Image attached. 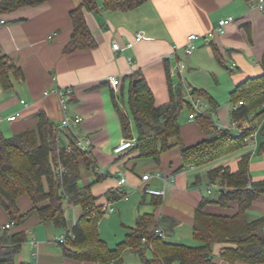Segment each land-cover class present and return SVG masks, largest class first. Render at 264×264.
<instances>
[{"label":"crops","instance_id":"obj_1","mask_svg":"<svg viewBox=\"0 0 264 264\" xmlns=\"http://www.w3.org/2000/svg\"><path fill=\"white\" fill-rule=\"evenodd\" d=\"M82 2L48 0L41 5L23 7L0 16V58L10 56L23 72V78L11 77L13 86L8 90L0 83V126L5 134L0 132L10 138L36 129L40 111H45L59 127L64 117L59 99L54 94L46 96L44 93L54 87H72L74 97L68 112L82 116L83 121L71 130L59 131V135L63 145H67L71 137L89 138L92 142V156L103 177L98 181L96 173L81 164L80 186L91 185L100 205L113 202L115 211L107 221L117 229L114 237H104L100 221L101 238L110 247H116L136 226L139 217L153 215L150 230L161 227L168 242L190 245L195 240L194 224L200 203L205 198L218 201L221 197L222 188L210 190L214 183L209 179L212 169L223 166L236 171L242 157L249 155L253 181L264 180L261 136L257 143L248 139L242 149L214 162L182 170L181 147L176 139L172 140L175 146L161 154L160 162L140 157L136 147L115 153L114 148L126 138L118 111L120 102L129 93L133 75L140 71L154 93L156 106H163L171 100L170 83L174 93L180 91L190 101V88L204 90L213 101L197 95L211 106L205 115L212 121V114L222 117L219 122L228 125L232 121L233 90L247 78L263 73L264 10L256 6V0H149L128 12L107 10L101 3L97 10L85 12L97 47L66 54L65 47L73 34L70 13ZM228 16L235 17L236 21L226 28L224 34L216 35L208 42L199 40L194 53L185 55L184 46L189 35L207 34ZM140 30L145 32V38L136 42L135 33ZM116 41L124 47L122 51H114L113 43ZM129 42H135L134 46L126 47ZM180 59L187 63V68L178 74ZM173 71L177 75H173ZM201 72L206 77L198 74ZM221 73L231 76L233 83L229 90L230 103L224 107L219 103L216 92L221 84L218 76ZM113 78L121 81L118 94L111 85ZM183 80L188 84L184 85L185 88ZM17 114L14 121L8 120ZM190 114L188 111L184 123H180L181 139L186 146L197 144L209 136L202 131L196 118L190 119ZM120 173L127 178L124 185L119 183ZM144 174L151 175L147 183L142 180ZM164 175L175 179L169 178L166 182L162 178ZM146 184L165 189L166 194L161 197L148 195L143 191ZM110 191L118 192L119 196L111 200ZM18 205L22 213L33 207L27 195L19 199ZM237 208L236 202L227 208L209 204L205 211L232 216L237 213ZM82 214L80 206H71L68 226L72 228ZM263 216L264 195L253 202L247 213L248 221ZM9 221L7 212L0 208V234ZM41 227L50 234H54L56 228L53 223H42L37 215L31 216L18 230H12L14 226L10 228L11 232L24 230L27 242L30 238L32 254L24 252L25 243L17 262H30L33 256L36 264H78L63 253L61 243L54 238L40 240L37 246L35 232ZM223 247L221 244L214 246L218 264H228L220 256Z\"/></svg>","mask_w":264,"mask_h":264},{"label":"trees","instance_id":"obj_2","mask_svg":"<svg viewBox=\"0 0 264 264\" xmlns=\"http://www.w3.org/2000/svg\"><path fill=\"white\" fill-rule=\"evenodd\" d=\"M47 1L0 0V16ZM148 1L83 0L70 13L73 34L65 47V53L97 47L96 38L86 20V11L97 10L102 3L107 10L128 12ZM262 68L261 75L247 78L231 93L233 105L243 102L237 110L232 109V119H249L251 113L264 106V57ZM11 77L23 78V72L13 58L3 56L0 58V83L5 90L13 86ZM171 85V100L158 107L145 76L140 71L133 75L128 101L138 134L135 147L140 157L154 158L160 162L161 154L173 148L175 144L172 140L176 139L177 145L181 147V169L185 170L209 164L245 146L251 131L232 134L228 129H219L205 114H199L196 119L202 131L209 135L208 138L186 146L181 139L179 119L185 109L193 113L195 108L180 91L174 93ZM193 94L213 102L204 90L194 89ZM214 107L217 105L214 104ZM118 111L125 137L133 138L130 115L121 109ZM38 117L36 129L20 132L10 138L0 132V208L7 212L10 221L15 222L14 226H22L31 216L37 215L42 223H53L58 229H66V240L61 243L63 253L78 264H124L126 252L138 255L142 264H218L213 251L217 244L224 245L220 256L228 264L264 262V216L254 221H248L247 218L253 202L264 195V180L253 181L249 155L242 157L236 171L220 166L209 172L210 181L219 179L223 188L218 201L205 198L199 205L194 224V238L199 242L198 245L168 242L155 232L157 227L150 230L153 215H143L125 239L112 248L99 232V223L105 215L103 205L98 204L91 185L80 186L81 164L93 170L98 181L103 177L92 152L81 150L76 144V137L70 138L72 149L69 151L61 143L58 128L46 112L40 111ZM260 152H264V126L261 130ZM60 164L64 166L61 175L57 173ZM25 195L30 197L33 207L27 213H22L18 201ZM109 196L112 200L119 193L110 191ZM66 201L83 210L82 216L71 229L64 209ZM233 202L237 203L238 210L232 216L205 211L209 204L227 208ZM144 238L146 242H143ZM27 240L24 230L11 232L10 229H3L0 234V264H33L17 262ZM150 251L152 256L148 257Z\"/></svg>","mask_w":264,"mask_h":264},{"label":"built area","instance_id":"obj_3","mask_svg":"<svg viewBox=\"0 0 264 264\" xmlns=\"http://www.w3.org/2000/svg\"><path fill=\"white\" fill-rule=\"evenodd\" d=\"M256 6L262 10H264V0H257L256 2ZM236 19L233 16H228L226 18H223L219 21L218 26L213 29L212 31H210L207 34H196L193 33L191 35L188 36L187 38V42L184 46L185 49V55L186 56H191L194 51L196 50L197 46H198V41L201 39H204L205 41H210L211 39H213L216 35H220V34H224L226 32V28L232 24L233 22H235ZM2 23H4V21H1ZM145 38V32L143 30L137 31L135 33V40L136 42L141 41ZM135 44V42H129L126 47H133ZM113 49L114 51H122L124 49V47L121 45V43L119 42H114L113 43ZM187 68V63L184 60H179L177 63V70H178V74L182 73L185 69ZM173 75H177V72L173 71L172 72ZM120 83L121 81L119 79H111V85L114 89V91L116 92V94L119 93L120 91ZM46 96L54 94L58 97L60 105L62 110L64 111V117L63 120L61 122V125L58 128V131H63V130H71L77 126H79L82 121H83V117L80 115H73L70 114L68 112L69 108H70V104L73 100L74 97V89L72 87H54L52 89L46 90L44 93ZM189 95L191 96V102L194 105L195 108V112L190 114V119H195L199 114H204L202 111L204 104V101L193 94V90L190 88L189 89ZM23 103H25V101H22ZM240 105H243V102H239L238 104H234L232 109L233 110H237L239 108ZM14 115L8 118V120L10 121H14L16 119V117L18 116ZM219 129H236L237 130V134H242L245 133L247 131H251L250 135L248 136L247 140H251L254 143H257L259 140V137L261 136V130L264 126V106L261 107L260 109H258L257 111H254L253 113H251L250 118L249 119H244V120H240V119H232V121L228 124V125H217ZM76 144L77 146L83 150V151H91L93 146H92V142L89 138H80L77 137L76 138ZM137 144V138L133 137V138H124L115 148L114 151L117 154L123 153L133 147H135ZM67 149L69 151H71L72 146L70 144V142L66 145ZM64 172V166L62 164L59 165V169L57 171V173L59 175H61ZM119 183L120 185H124L127 183V178L125 176H123L122 173H120L119 176ZM163 180H165L166 182L169 180V178L174 181L175 177L174 176H162ZM151 179V175L150 174H144L142 176V180L143 182H149ZM223 188V186L221 185L220 182H214L211 184L210 186V190L211 189H221ZM143 191L148 194V195H152V196H164L166 194L165 189H158V188H154L151 187L149 185H145L143 186ZM102 211L104 214L108 213L111 214L115 211V208L113 207V202H110L108 204L103 205ZM15 225L14 221H9L8 223H6L4 225V229H10L12 226ZM155 232L162 235L163 237H165L166 233L165 230L161 227H157L155 229ZM67 235H62L58 241L60 243H64L66 240ZM147 239L144 238L143 242H146ZM36 245L38 246V242L35 241ZM150 248L152 249V246H150ZM256 264H264V262H258Z\"/></svg>","mask_w":264,"mask_h":264},{"label":"rangeland","instance_id":"obj_4","mask_svg":"<svg viewBox=\"0 0 264 264\" xmlns=\"http://www.w3.org/2000/svg\"><path fill=\"white\" fill-rule=\"evenodd\" d=\"M202 73L203 72L198 73V74L204 76ZM210 76L213 77L211 73H210ZM218 76H219V81H220L221 84L219 86H217L219 88L216 89V92H218V94H219V97H218L219 103L222 105V107H224V106H226L227 104L230 103V91L229 90H230L231 85L233 83H232L231 76H229L226 73L218 74ZM204 77H206V76H204ZM178 82H180V81L178 80ZM182 85L184 86V85H188V84L186 83L185 80H183L182 81ZM184 88H185V86H184ZM128 98H129V96L126 93L124 101L122 100L120 102V106H121L120 109H122L123 111L127 112L130 115V120H131V124H132V134H133V137L137 138L138 134H137L136 128L134 126V121H133V117L131 115ZM204 104L205 105L203 106L202 111H203L204 114H206V111L208 109H210L211 106L209 104H206L205 102H204ZM187 114H188V110H186V109L181 113L180 119H179L181 124L184 123V117L187 116ZM212 117H213V121H214V123L216 125L225 126L224 124L219 122V121L222 120V117L217 118V116L213 115V114H212ZM0 130L3 131V133H4L3 127L0 126ZM230 132L232 134H237L238 133L236 129H230ZM83 169L86 170V168H83ZM71 206L72 205H70L68 203V201L64 204V209L66 211L67 219H69V213H70ZM109 216H110V214L106 213L103 216V219H101L103 236L104 237L106 236L108 238L110 236L114 237L117 234V232H116L117 229L115 227L111 226L110 224H108L107 218ZM104 225H105V228L103 227ZM42 227L38 228L37 231L35 232L36 236L38 237V239L37 238H35V239L38 240V243L41 242L40 240H44L45 239V240L48 241V240H51L52 238H54L56 241H58V239L62 235H67L68 234L67 230L63 229V228H61V229L54 228V234H50V233L46 232L45 230H43ZM19 228H20V226H14V228L12 230H18ZM69 229H71V227H69ZM33 237H32V239H33ZM29 242H30V238H29ZM29 242H26L23 250H24V252L26 251L27 254H32V251H31L30 246H29ZM198 244H199V242L194 240L193 243L190 244V245H198ZM26 245H27V247H26ZM147 256L151 257L152 256V252L151 251L148 252ZM30 260H31L30 262L36 264L37 260L33 256L30 257ZM124 264H142V261H141V258L138 255H136V254H134L132 252H127L125 254V256H124Z\"/></svg>","mask_w":264,"mask_h":264},{"label":"water","instance_id":"obj_5","mask_svg":"<svg viewBox=\"0 0 264 264\" xmlns=\"http://www.w3.org/2000/svg\"><path fill=\"white\" fill-rule=\"evenodd\" d=\"M134 83H136V80L134 81ZM206 256H209V254H208V253H206Z\"/></svg>","mask_w":264,"mask_h":264}]
</instances>
